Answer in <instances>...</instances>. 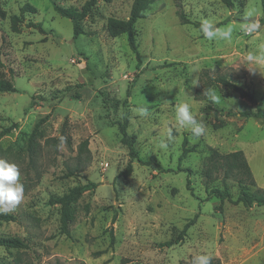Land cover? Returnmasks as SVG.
<instances>
[{
    "label": "rangeland",
    "instance_id": "rangeland-1",
    "mask_svg": "<svg viewBox=\"0 0 264 264\" xmlns=\"http://www.w3.org/2000/svg\"><path fill=\"white\" fill-rule=\"evenodd\" d=\"M55 1L79 9L86 0ZM132 2L97 0L74 37L71 20L52 0H0V81L17 89L0 92V160L19 168L24 186L22 200L8 212L16 219L0 221V235L28 244L19 251L0 247V264H192L202 254L219 264H264V206L221 203L208 194L223 187L221 180L207 185L203 176L209 147L242 150L264 188V119L228 114L260 101L264 111V59L246 60L249 52L264 53L263 0L229 6L152 0L135 23L137 52L126 33L109 29L110 21L128 18ZM248 17L255 21L243 20ZM205 21L230 30L231 39L207 40L200 32ZM205 70L212 78L225 74L256 102L220 84L196 98ZM32 98L35 105L25 113ZM181 103L205 126L196 142L176 123ZM142 107L147 115H140ZM42 118L32 168L27 147ZM123 122L142 161L121 142ZM169 128L173 136L162 150ZM83 139L91 161L66 176ZM184 147L193 151L179 160ZM151 157L161 169L144 162ZM87 181L97 185L73 202L67 236L60 232L61 205L49 198ZM228 183L235 199L239 187Z\"/></svg>",
    "mask_w": 264,
    "mask_h": 264
},
{
    "label": "trees",
    "instance_id": "trees-1",
    "mask_svg": "<svg viewBox=\"0 0 264 264\" xmlns=\"http://www.w3.org/2000/svg\"><path fill=\"white\" fill-rule=\"evenodd\" d=\"M152 0H133L130 8V12L128 18L123 21H110L109 29L110 31L116 35L120 33H126L129 41V45L134 52H137V43H136V29L135 23L139 18L143 16V10L148 6V4ZM226 5H231L232 0H221ZM97 0H86L85 3L79 8L73 7H64L60 3L55 0H52L53 8L60 13L62 16L69 18L72 22L73 27V36L77 37L79 34L83 32L81 27V21L84 17L91 11V9L96 4ZM264 6V0H263ZM264 10V9H263ZM212 84H220L226 86L233 91L239 93L242 97L247 98L252 102H256L254 93L246 90L244 87L237 85L236 83L230 81V79L225 74H218L215 77H210L208 71L205 70L202 73V87H200L196 92V98L203 99L206 96V91ZM3 91H17L16 87L6 81H0V92ZM35 105V100L32 98L24 109V112L27 113L29 109H31ZM215 113H218L217 109H214ZM229 115H241L243 117H254V118H262L264 119V111L261 108V101L257 102L256 107L254 109H247L235 113L233 111H229ZM45 119L42 118L39 122L35 124V127L30 135L29 144L27 150L29 152L28 164L30 167H36V154H37V142L35 141V135L38 132V128L40 123ZM12 129V126L8 127L6 131ZM120 134H121V142L127 145L129 149V154L131 158L142 161L140 157H138L137 151L134 147V139L132 136L128 135L126 132V123L123 122L120 124ZM62 133H65L62 130ZM52 140L58 141V138H53ZM49 141V139H48ZM67 143L71 145L69 137L67 138ZM88 139H83L79 142L77 146V151L75 156L73 157L74 162L71 165H67L66 176H72L79 174L82 170L87 167L91 161V154L88 148ZM186 144V141L184 142ZM193 151V149L184 147L179 160H182L188 152ZM146 163L152 162L155 163L160 169L162 168L160 163L157 161L155 157H151L149 160L144 161ZM131 164H128V168H130ZM186 171H190L189 168L185 169ZM203 176L205 178V182L208 185L209 183L215 182L217 180H221L223 187H211L208 190L209 195H213L218 197L221 203L224 200H229L234 203H242L244 206L251 207L253 205L264 206V188L256 185L254 177L252 175V171L250 169L249 163L246 159V156L242 150H234L230 152L221 153L217 149L209 147V154L205 160V166L203 168ZM234 181L239 187L238 195L235 199H233L230 195L229 191V183L228 181ZM190 180H187V184L189 186ZM96 183L94 181H87L86 183H79L71 188H69L66 192L61 195L53 194L49 198L50 204H60L61 205V216H60V232L70 236L69 231V223L72 220V204L73 202L85 191L92 190L96 187ZM16 216L12 213H0V221H10L15 220ZM189 224L185 225V228L188 227ZM111 237L113 238L112 231L110 232ZM172 242H167V245H171ZM28 246L27 242L24 238L18 235H0V247H4L6 249H16L19 251L20 249L26 248ZM16 262L20 261V256H16L14 258ZM212 264H219L217 259H212Z\"/></svg>",
    "mask_w": 264,
    "mask_h": 264
},
{
    "label": "clouds",
    "instance_id": "clouds-1",
    "mask_svg": "<svg viewBox=\"0 0 264 264\" xmlns=\"http://www.w3.org/2000/svg\"><path fill=\"white\" fill-rule=\"evenodd\" d=\"M200 32L207 40H230V30L217 29L211 22L205 21L200 28ZM264 59V53L257 55L249 52L246 60L249 63H255ZM140 115H147V109L140 108ZM175 119L180 128H186L190 132V139L196 142L205 133L203 122L193 114L190 105L181 103L175 107ZM173 136V129L169 128L165 139L159 142L160 149L168 148V141ZM19 168L5 160H0V213H8L13 211L23 198L24 186L20 183ZM213 257L208 254L197 255L193 258L192 264H212Z\"/></svg>",
    "mask_w": 264,
    "mask_h": 264
},
{
    "label": "water",
    "instance_id": "water-1",
    "mask_svg": "<svg viewBox=\"0 0 264 264\" xmlns=\"http://www.w3.org/2000/svg\"><path fill=\"white\" fill-rule=\"evenodd\" d=\"M243 20H248V21L254 22L255 21V17H248V18H245Z\"/></svg>",
    "mask_w": 264,
    "mask_h": 264
}]
</instances>
